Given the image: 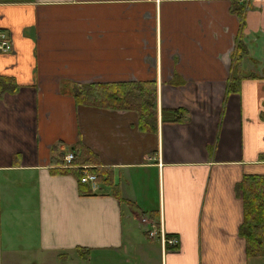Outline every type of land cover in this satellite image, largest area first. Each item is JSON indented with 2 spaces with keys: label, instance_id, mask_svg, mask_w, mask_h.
<instances>
[{
  "label": "crops",
  "instance_id": "1",
  "mask_svg": "<svg viewBox=\"0 0 264 264\" xmlns=\"http://www.w3.org/2000/svg\"><path fill=\"white\" fill-rule=\"evenodd\" d=\"M0 30L13 45L0 54V264L79 248L103 264H264L246 256L235 193L264 175V0H0ZM148 81L153 131L75 99L81 84ZM178 108L184 122L161 121ZM74 168L101 174L98 190L81 194Z\"/></svg>",
  "mask_w": 264,
  "mask_h": 264
},
{
  "label": "trees",
  "instance_id": "2",
  "mask_svg": "<svg viewBox=\"0 0 264 264\" xmlns=\"http://www.w3.org/2000/svg\"><path fill=\"white\" fill-rule=\"evenodd\" d=\"M232 11L239 20L240 30L235 38L234 50L230 55L233 65L238 64L244 54L241 35L245 9L241 5L239 8H232ZM239 80L230 75L226 92H237ZM79 89L80 93H75V99L80 102L81 106L133 111L137 114L140 130L149 129L153 131L152 126L157 118L156 86L153 82L81 84ZM185 114L186 111L183 108L161 109V121L164 123H182L185 121ZM262 117L264 118V114ZM72 165H76L75 156ZM67 172L78 179L81 194H90L84 190L85 184L80 182L82 169L74 168ZM89 173L96 176L97 183L99 179L104 180L102 175L94 169L89 170ZM235 193L242 201L243 218L238 235L245 242L246 256L248 258L264 257V175L245 176L235 187Z\"/></svg>",
  "mask_w": 264,
  "mask_h": 264
},
{
  "label": "built area",
  "instance_id": "3",
  "mask_svg": "<svg viewBox=\"0 0 264 264\" xmlns=\"http://www.w3.org/2000/svg\"><path fill=\"white\" fill-rule=\"evenodd\" d=\"M13 51V45H12V40L9 35V33L6 30H0V54H9ZM74 160V154L72 151H70L65 157L63 158V168H72V162ZM152 160V159H149ZM80 182L82 184H85L90 187V190L92 192L98 190L97 186V180L96 176L93 174H90L89 172H82V177L80 179ZM140 227L145 228V233L149 238L157 239L156 237L159 238L163 246H178V241L176 238H166L165 237V232L163 230L162 225H159L158 228L150 223L146 218H141Z\"/></svg>",
  "mask_w": 264,
  "mask_h": 264
},
{
  "label": "rangeland",
  "instance_id": "4",
  "mask_svg": "<svg viewBox=\"0 0 264 264\" xmlns=\"http://www.w3.org/2000/svg\"><path fill=\"white\" fill-rule=\"evenodd\" d=\"M144 233H145V228H144ZM138 234L142 238H144L142 232L139 231ZM79 251L71 253L69 255L64 254V253L58 254L57 256L60 261L59 264H103V263H100V259H99L102 256H98L95 254L90 256L89 254L83 253V249Z\"/></svg>",
  "mask_w": 264,
  "mask_h": 264
}]
</instances>
